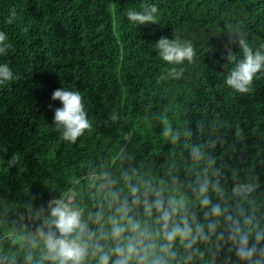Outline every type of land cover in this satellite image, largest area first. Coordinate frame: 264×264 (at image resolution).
<instances>
[{
	"label": "trees",
	"instance_id": "16d2710c",
	"mask_svg": "<svg viewBox=\"0 0 264 264\" xmlns=\"http://www.w3.org/2000/svg\"><path fill=\"white\" fill-rule=\"evenodd\" d=\"M151 5L155 23L129 21V9ZM0 32L10 44L0 64L18 77L0 84V253L16 264H25L21 236L40 222L27 205L35 216L71 192L95 211L100 198L87 176L101 165L115 178L134 167L165 185L172 174L194 181L203 164L192 161V145L215 159L229 195L237 183L256 184L252 197L264 213V71L248 93L224 83L234 67L228 50L242 58L230 38L242 34L264 51V0H0ZM161 37L190 42L192 62H164L155 46ZM64 87L82 93L92 123L76 143L54 125L62 104L51 97ZM162 116L180 131L176 144L162 135Z\"/></svg>",
	"mask_w": 264,
	"mask_h": 264
},
{
	"label": "clouds",
	"instance_id": "9594fccd",
	"mask_svg": "<svg viewBox=\"0 0 264 264\" xmlns=\"http://www.w3.org/2000/svg\"><path fill=\"white\" fill-rule=\"evenodd\" d=\"M156 12L151 5L143 11L129 9L126 15L130 22L145 24L156 22ZM6 41L7 34L0 32V54L10 47ZM230 42L238 44L242 58L228 50L227 60L234 67L224 83L239 93H248L256 75L264 71V51L254 50L242 34ZM155 46L167 64L192 62L195 56L187 41L161 37ZM180 74L175 68L170 72L174 77ZM15 79L18 77L9 64H0V84ZM51 98L62 104L54 111V125L64 141L76 143L91 131L79 90L58 88ZM160 119L162 135L176 144L180 131L173 130L167 117ZM183 134L191 135L188 131ZM190 156L194 163L203 164L194 181L172 174L167 185L140 177L134 167L122 170L115 178L101 165L100 171L93 170L87 176L90 189L95 188L100 198L95 211L82 206L71 192L50 198L35 216L31 215L32 205H27L29 218L40 222L34 231L21 236V247L27 248L25 264H196L197 260L216 264L225 251L229 253L225 264H264V213L252 197L257 185L237 183L229 195L221 184V170L214 167L216 161L204 147L192 145ZM121 180L123 187H118ZM36 249L40 250L38 259ZM206 256L210 259L205 261ZM0 264H16L15 255L0 253Z\"/></svg>",
	"mask_w": 264,
	"mask_h": 264
}]
</instances>
